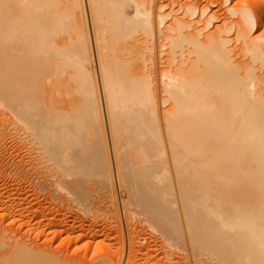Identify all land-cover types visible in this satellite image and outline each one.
Instances as JSON below:
<instances>
[{"label": "bare ground", "instance_id": "bare-ground-1", "mask_svg": "<svg viewBox=\"0 0 264 264\" xmlns=\"http://www.w3.org/2000/svg\"><path fill=\"white\" fill-rule=\"evenodd\" d=\"M0 160V264H178L55 223L116 183L185 259L264 264V0H0Z\"/></svg>", "mask_w": 264, "mask_h": 264}, {"label": "rangeland", "instance_id": "rangeland-1", "mask_svg": "<svg viewBox=\"0 0 264 264\" xmlns=\"http://www.w3.org/2000/svg\"><path fill=\"white\" fill-rule=\"evenodd\" d=\"M185 1V0H182ZM238 1V0H236ZM228 5H223L222 7L212 8V13H218L221 17V21L217 22V24H221L223 20H225V9H227ZM237 19V18H236ZM235 19V20H236ZM12 140V139H11ZM8 169H5L1 166L0 160V183L4 184L7 183V176ZM13 176H16L13 174ZM13 178V177H12ZM23 184L22 190H27V194L30 198L34 199L38 197L40 200L44 198L42 195L45 193L41 191L43 185L39 184L37 181H30V182H16V185ZM117 184V202H112L107 200V202H103L104 199L95 198L93 199L94 202L86 204L82 206L80 209L72 208L71 206H67L68 202L59 201L56 205L60 206L61 212L57 216L55 223L58 220L65 218V220L69 221V224L74 226V229L82 228L84 229H92L94 230L93 233H100L101 235L95 239V243L97 244L98 241L103 242L102 249L99 251L103 257H107L109 255V251L107 247L113 245V251L116 252L121 249L123 244V237L125 244L128 245L130 242H136L141 251H144L145 247H152L155 252L152 254L156 255L159 254L161 257L166 256L172 259H176L178 264H193L194 262L201 261L202 264H208L210 261H214L213 258L210 256H196V260L190 254L188 259H185L186 249L179 246V244L170 243L162 234L160 230H158L154 223L149 221V217L142 213H136L133 216L129 215V212L122 210V203L124 209V200L126 199L125 194L119 188ZM16 188V187H14ZM96 189H92V192H95ZM26 196V195H24ZM99 197V196H97ZM64 202V203H63ZM114 212H118L114 213ZM122 223V229L119 228L117 225ZM67 221V222H68ZM9 222V221H8ZM8 222H5L7 224ZM96 244H94L96 246ZM60 247L61 251L64 252L69 247V240L67 239V235H63L56 243V246ZM191 252V250L189 251ZM91 254V251H90ZM117 258L119 255H115ZM127 260H125L126 264Z\"/></svg>", "mask_w": 264, "mask_h": 264}]
</instances>
